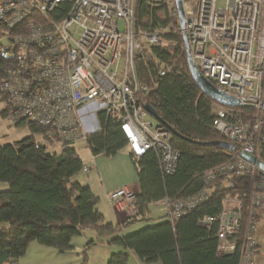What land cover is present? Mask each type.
Segmentation results:
<instances>
[{
	"label": "built area",
	"instance_id": "1",
	"mask_svg": "<svg viewBox=\"0 0 264 264\" xmlns=\"http://www.w3.org/2000/svg\"><path fill=\"white\" fill-rule=\"evenodd\" d=\"M182 1L193 64L244 112L221 105L212 111V128L236 150V158L208 172L197 193L156 205L177 220L208 200L206 186L215 178L251 176L245 216L242 201L227 196L221 211L200 224L216 226L218 257L236 255L237 264H257L253 219L264 209V172L241 154L264 159V0ZM147 2L172 8L177 27L170 24L166 31L181 33L174 0ZM0 24L18 31L2 47L13 58L0 84L11 125H37L69 145L97 132L102 113L119 125L134 158L153 152L162 175L175 172L179 152L170 132L144 109L166 74L155 53L162 30L136 24L135 0H0ZM149 63L156 67L150 81ZM89 170L84 165L81 171ZM107 200L114 213L137 215L133 190L117 188Z\"/></svg>",
	"mask_w": 264,
	"mask_h": 264
},
{
	"label": "trees",
	"instance_id": "2",
	"mask_svg": "<svg viewBox=\"0 0 264 264\" xmlns=\"http://www.w3.org/2000/svg\"><path fill=\"white\" fill-rule=\"evenodd\" d=\"M172 11L167 4L150 5L147 0H135L136 24L143 30H162V40L155 53L156 62L165 67L166 74L158 80L147 102L155 110L158 121L169 130L170 143L179 152L175 172L162 175L153 152L138 159L129 152L138 183L137 215L118 224L105 222L96 207L98 198L89 187L73 181L84 166L75 149L59 143L48 129L25 125L31 134L0 145V183L7 185V190L0 191V264L16 262L33 242L54 248L58 253L73 250L71 240L85 237L89 231L95 239L81 247L79 264L87 263L86 252L95 245L130 250L143 264H237L236 255L217 256L216 226L205 228L200 220L217 215L227 196L242 201L245 216L251 184L249 175L217 177L206 186L208 200L181 218L171 221L165 214L152 219L151 225L123 234L129 226L148 221L149 205L197 193L204 187L208 172L237 155L231 144L211 126L212 111L220 105L202 94L192 80L181 33L166 31L170 24L177 27ZM17 32L0 24V39L7 41V37ZM2 47L6 46L0 42V84L13 64V58L4 55ZM152 64L145 66L148 81L156 75ZM238 110L244 112L243 108ZM99 123V130L86 136V146L92 156L111 158L127 147V140L119 125L102 113ZM42 139L48 145L59 144L60 151L47 153ZM226 182L229 184L224 186ZM253 221L257 231L258 215ZM127 261V253L118 252L106 264H127Z\"/></svg>",
	"mask_w": 264,
	"mask_h": 264
},
{
	"label": "rangeland",
	"instance_id": "3",
	"mask_svg": "<svg viewBox=\"0 0 264 264\" xmlns=\"http://www.w3.org/2000/svg\"><path fill=\"white\" fill-rule=\"evenodd\" d=\"M0 42L2 43L3 46H7L8 42L2 38L0 39ZM218 107V106H216ZM214 107V108H216ZM6 108V102L4 100L0 99V145L4 146L7 144L14 143L16 141L22 140L28 136V134H31L30 131L28 130V127L25 125L15 127L10 124L9 120L5 117L2 116L3 111ZM151 119L152 118H148ZM36 138H39L37 135L35 136ZM40 140V138H39ZM43 144L46 145V152L47 153H55L60 151V145L57 143H54L53 145H48L43 139ZM41 141V142H42ZM68 146L73 147L77 154L79 155L81 161L83 164H87L85 166L89 167L90 166V159H91V153L89 149L86 146L85 140H79L76 141L75 143L69 144ZM102 160V159H100ZM89 165V166H88ZM95 181L96 185H100V183L97 180V172L96 170L90 168V170L87 173H83L80 171L75 177H73L74 182H78L82 186H86L89 181ZM229 182L224 183L223 185L226 186L228 185ZM109 206L110 203L108 202ZM101 206L100 203H97V206ZM105 202H103L102 206L99 209V212L102 210H105ZM99 208V207H98ZM159 207H153V209H157ZM261 210V209H259ZM100 212V213H101ZM102 214V213H101ZM158 215H155V217ZM160 216H162L160 214ZM152 215H148V221H140L136 223L135 225H131L126 230H123V234H129L134 231H137L138 229L146 226V225H151L154 223L152 219L155 218ZM259 226V222L257 223V228ZM87 232V231H86ZM91 232V231H89ZM92 233V232H91ZM90 233H86L85 237H74L71 240V244L73 245L74 249L76 247L79 248L78 251L75 250H69L66 251L65 254H59L54 248L50 247H44L42 245H39L35 242H33V246H35V250L33 251L32 254H27L19 259V264H78V261H81V247L84 245L87 241L92 239V235ZM112 246H100L96 247L94 249H89L86 252V255L88 256L87 258V263L86 264H106L110 256L113 254L110 252L109 258L106 260L105 253L109 248ZM113 248H120L118 246H113ZM122 249V248H121ZM27 251V250H26ZM113 251V250H111ZM121 250L120 252H122ZM119 252V251H118ZM114 252V253H118ZM258 260V258H257Z\"/></svg>",
	"mask_w": 264,
	"mask_h": 264
},
{
	"label": "crops",
	"instance_id": "4",
	"mask_svg": "<svg viewBox=\"0 0 264 264\" xmlns=\"http://www.w3.org/2000/svg\"><path fill=\"white\" fill-rule=\"evenodd\" d=\"M89 164L90 166L89 165L88 166L91 169L93 166V169L96 170L97 180L100 183V185H96L95 181L91 180L86 186L89 187L92 193L98 198V203H100L101 206L103 202H105L106 204L105 210H102V212L100 211L102 213L101 215L103 216V220L105 222H111L113 224L121 223L123 219H125V216L122 213H114L112 211L111 207L108 204L107 196L111 191L120 187H126L128 189L133 190L134 192L138 191L137 176L129 156V150L125 148L119 151L115 156L111 158H105L101 155L91 156ZM5 190H7V185L4 183H0V191H5ZM101 206L99 205L96 206L98 211ZM153 207H159V208L153 209ZM149 214L154 217L155 215H158L156 217H159L160 214L161 215L167 214V211L164 208H161L160 206L156 205L155 203L148 206L147 216ZM257 215H258L259 226L256 231V243L258 249L256 254V262L257 264H264V209L258 210ZM88 233H90L89 237L90 235H92V239H95L94 233L91 232ZM100 246H107V245H95L90 249H94ZM111 246L112 247H110L109 250H107V252L105 253L106 260L107 258H109L110 252L114 253L123 250L122 252H125L128 255L127 264H143L132 251L121 249V247L113 248L114 245ZM35 249L36 248L35 246H33V243H30V245L27 247V251L24 254V256L27 254H32ZM73 250L78 251L79 248L76 247V249H74L73 247ZM59 254H65V252ZM79 263L80 262L78 261V264ZM13 264H19V260L13 262ZM149 264H160V263L157 262V263H149Z\"/></svg>",
	"mask_w": 264,
	"mask_h": 264
},
{
	"label": "water",
	"instance_id": "5",
	"mask_svg": "<svg viewBox=\"0 0 264 264\" xmlns=\"http://www.w3.org/2000/svg\"><path fill=\"white\" fill-rule=\"evenodd\" d=\"M175 3V8L177 11L178 15V21H179V26H180V31H181V37H182V42L184 46V51H185V56H186V62L188 66V71L189 74L196 84V86L199 88L202 94L205 96L209 97L211 100H213L215 103L225 106V107H234V108H239L240 107V102L233 98L232 96L226 95L222 92H219L210 82H208L206 79L202 77V75L198 72L197 68L192 62L191 56H190V50H189V45L187 42L186 34H185V17H184V11H183V1L182 0H174ZM144 109L146 112L158 120L157 114L155 110L149 106L145 105ZM224 146V144H223ZM228 147V146H227ZM241 157L246 160L247 162L256 165L260 170L264 172V162L257 160L256 158L246 154L242 153Z\"/></svg>",
	"mask_w": 264,
	"mask_h": 264
}]
</instances>
